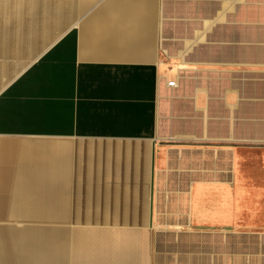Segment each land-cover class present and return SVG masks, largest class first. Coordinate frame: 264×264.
<instances>
[{"label": "crops", "instance_id": "1", "mask_svg": "<svg viewBox=\"0 0 264 264\" xmlns=\"http://www.w3.org/2000/svg\"><path fill=\"white\" fill-rule=\"evenodd\" d=\"M248 157L264 0H0V264H163L180 223L228 264L239 224L264 239Z\"/></svg>", "mask_w": 264, "mask_h": 264}, {"label": "rangeland", "instance_id": "2", "mask_svg": "<svg viewBox=\"0 0 264 264\" xmlns=\"http://www.w3.org/2000/svg\"><path fill=\"white\" fill-rule=\"evenodd\" d=\"M245 147H253V143H242ZM241 144V145H242ZM244 184L248 187L252 185H264V173L259 174L252 168V158L244 159ZM238 195L241 189L236 188ZM234 217H230L229 221ZM177 225V224H176ZM257 224H239L238 235L228 236L227 238V263L233 264L237 260L238 264H264V239L257 238L256 232L252 226ZM260 225H264L261 223ZM179 229L175 233H171V224H159L158 230L161 232L159 235L155 233L156 241L163 242V238L168 235H173L171 239L165 240L166 245L164 248L160 245L158 252L163 253V264H218L219 251H215L216 246L218 249L219 240H209L205 238V232L209 230L208 226H198L189 228L187 223L178 224ZM233 229V228H231ZM236 234V233H235ZM161 237L159 239L158 237ZM170 243H173L172 245ZM156 250V246H154Z\"/></svg>", "mask_w": 264, "mask_h": 264}, {"label": "built area", "instance_id": "3", "mask_svg": "<svg viewBox=\"0 0 264 264\" xmlns=\"http://www.w3.org/2000/svg\"><path fill=\"white\" fill-rule=\"evenodd\" d=\"M168 85H174L175 84V80L174 79H169L167 80Z\"/></svg>", "mask_w": 264, "mask_h": 264}]
</instances>
